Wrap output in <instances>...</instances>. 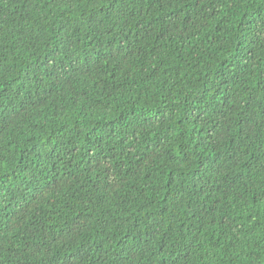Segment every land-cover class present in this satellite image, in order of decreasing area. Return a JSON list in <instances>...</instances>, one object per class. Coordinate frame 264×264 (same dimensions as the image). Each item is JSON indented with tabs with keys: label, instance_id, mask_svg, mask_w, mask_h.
Listing matches in <instances>:
<instances>
[{
	"label": "trees",
	"instance_id": "16d2710c",
	"mask_svg": "<svg viewBox=\"0 0 264 264\" xmlns=\"http://www.w3.org/2000/svg\"><path fill=\"white\" fill-rule=\"evenodd\" d=\"M0 264H264V0H0Z\"/></svg>",
	"mask_w": 264,
	"mask_h": 264
}]
</instances>
